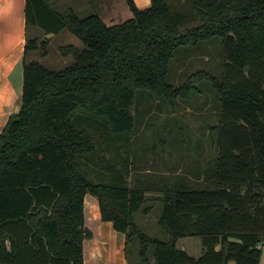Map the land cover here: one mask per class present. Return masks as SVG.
<instances>
[{
	"label": "trees",
	"instance_id": "obj_1",
	"mask_svg": "<svg viewBox=\"0 0 264 264\" xmlns=\"http://www.w3.org/2000/svg\"><path fill=\"white\" fill-rule=\"evenodd\" d=\"M51 1L27 0V23L54 34L68 28L84 46L60 47L73 56L63 68L24 61L20 109L0 132V264H84V241L93 236L88 193L98 197L102 218L126 233L129 264L138 262L130 255L135 238L140 264H261L264 0H152L145 8L127 0L133 16L113 24L97 12L61 13ZM49 42L31 39L26 52L42 47L46 55ZM206 42L222 45V77L198 69L174 85L175 56ZM204 76L220 95L215 166L206 167L203 187L180 179L164 192L159 223L170 236H150L135 221L147 188L128 182L134 106L153 96L173 106ZM99 160L110 182L86 169ZM185 236L203 239L202 255L178 247Z\"/></svg>",
	"mask_w": 264,
	"mask_h": 264
},
{
	"label": "rangeland",
	"instance_id": "obj_2",
	"mask_svg": "<svg viewBox=\"0 0 264 264\" xmlns=\"http://www.w3.org/2000/svg\"><path fill=\"white\" fill-rule=\"evenodd\" d=\"M66 1L65 6L67 7L69 5L72 8L79 6L77 0ZM83 1V4L80 5L81 9L76 11L80 16H86L95 10L87 6L94 0ZM169 1H179V3L181 2L180 6L185 2V0ZM85 5L87 9H85ZM117 7L119 8L118 2ZM72 8H70V10H74ZM130 11H132L131 8ZM103 13H107V7L103 9ZM120 18L123 19L122 16ZM80 43L84 46L81 39ZM49 48L51 50L49 56L51 62L45 58L40 60L43 64L59 69L67 66L73 61V56L70 57L69 61H57L59 60L58 54L61 51L58 48L57 42L54 43L53 46L49 45ZM42 51L43 48L41 47L38 53L41 54ZM188 51L190 54L187 57L182 51L179 52L171 63L169 79L174 85L180 87L186 84L188 75L198 69H201L203 72L208 70L211 74H215L216 76L220 75L222 77L224 55L222 45L219 42H206L200 46H193ZM201 51H207L208 53L201 54ZM199 55L200 57H198ZM185 57L186 62L183 65L180 62H183ZM211 80L212 79L204 76L197 81H193V86L189 93L184 97L179 96L173 106L167 104L164 100H162L163 103L161 106V104H159L161 99L157 96L141 101L138 108H136L137 105L135 104L134 113L137 117V125L133 132V142L130 147V152H133L131 157H133L134 160L132 165L134 167L136 165L147 167H143L140 170L136 168L132 169V171H134L133 177H137L139 174L143 176L142 171L147 168H162V170L165 171L163 163L160 162V160L157 161V159H159V154L162 152V147H164V145L169 147L170 145L171 153H174L170 158L174 159V161H177V164L182 166L180 172L187 173L192 177L194 176V179L191 178V181H193L192 183H196V185H193L194 187H203L205 185L206 173H202L206 167L213 168L215 166L214 157L217 153V133L214 126L220 120L218 108L220 95ZM148 108L151 109L149 110ZM122 148L125 149V151L127 150L126 147ZM123 156H126L124 151L119 157L117 156L115 158L119 160ZM154 160H156V162H154ZM99 163L102 166L104 162L100 160ZM198 166L203 167L201 170L202 172L197 170L199 168ZM94 167L95 165H93L92 162L86 163V169L89 171L91 178L97 181L98 174H101L109 181V176H107L108 174L103 166L101 168L97 167V170H95ZM201 174L204 179L197 182L195 179ZM152 175L156 176L157 174L153 173ZM165 191V187L159 186V188H156V192H147L150 199L146 201L143 206L151 205L152 210L150 213H145V209L142 207L135 213V221L144 232L150 236L162 239L169 238L170 236L169 232L159 223V217L163 210L161 197ZM193 239H197L203 243V239L200 236H195ZM140 249V239L135 238L130 243V255L135 258L137 257L138 261L141 260L139 256Z\"/></svg>",
	"mask_w": 264,
	"mask_h": 264
},
{
	"label": "crops",
	"instance_id": "obj_3",
	"mask_svg": "<svg viewBox=\"0 0 264 264\" xmlns=\"http://www.w3.org/2000/svg\"><path fill=\"white\" fill-rule=\"evenodd\" d=\"M65 2L67 1L52 0L50 4L55 8L57 7L59 12L67 13L72 7L70 5L68 7L65 6ZM83 2V0H77L79 6L73 7L72 9H74L75 12L79 11V9H81L80 5H82ZM117 2L119 3V8L117 7ZM135 2L140 8H145L151 4L152 0H135ZM26 3L27 0H0V132L8 122L10 115L20 109L24 86V61H40L46 58L51 62L49 60L51 53L49 45L53 46L56 42L58 43L59 50L62 45L66 44H74L83 47L80 43V38L68 28H64L59 33L54 34L46 33L45 29L39 24L27 23ZM87 6L95 9L91 13H99L108 24L120 22L121 20L133 16V14H131L133 11H130L127 0H94ZM87 6L85 5V9H87ZM105 7H107L106 14L103 13ZM121 16L123 19L120 18ZM47 37L50 38V42L46 55L38 53L40 48L26 52L28 41L38 38L41 42ZM58 55V62L69 61L72 56L64 55L61 51ZM111 154L112 153L109 151L107 155L112 156ZM159 155L157 161L160 160V162L163 163L165 171L162 170V168H147L142 171L143 176L139 174L137 177H133L134 171H132V169H135V167L132 165L134 160L133 157H131V173L128 178L129 185L133 186L137 182V184H141L147 188V192H156V188H159V186H163L168 190L176 184L177 180L184 179L186 182H189L191 178L194 177L187 173L180 172L182 166L177 164V161L170 158V156L174 155V153H171L170 145L169 147L164 145ZM99 162L100 160L97 163H93V165H95V170H97V167L101 168L103 166H101ZM154 162H156V160H154ZM143 167L147 166L141 165L138 166L137 169L140 170ZM205 169L202 174L206 173ZM153 173L157 175L153 176ZM202 174L198 175L197 179H195L197 182L204 179ZM84 201L85 223L93 231V236L84 241V264H129L130 259L127 257L126 253V233L116 229L112 220H104L102 218L98 197L88 193ZM194 237L195 236L181 237L177 245L185 249L190 255L198 257L202 255L204 247L202 241L193 239ZM135 264H140V261ZM261 264H264V250Z\"/></svg>",
	"mask_w": 264,
	"mask_h": 264
}]
</instances>
